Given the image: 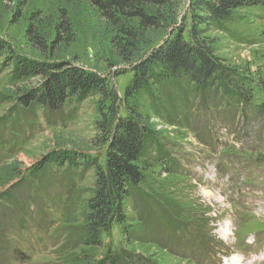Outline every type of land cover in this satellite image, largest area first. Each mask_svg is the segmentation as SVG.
Returning <instances> with one entry per match:
<instances>
[{"label": "rangeland", "instance_id": "obj_1", "mask_svg": "<svg viewBox=\"0 0 264 264\" xmlns=\"http://www.w3.org/2000/svg\"><path fill=\"white\" fill-rule=\"evenodd\" d=\"M188 5L147 7L160 21L147 27L136 16L115 26L90 0H0V264H107L113 255L119 264H264V116L256 111L264 101L263 6L239 9L209 33L224 67L212 86L179 78L127 101L154 142L138 160L146 169L124 202V232L113 224L98 246L86 244L94 169L82 168L94 158L105 164L98 98L70 97L55 111L26 105L21 95L40 78L12 75L17 58L66 61L98 72L122 97L132 64L170 26L189 23Z\"/></svg>", "mask_w": 264, "mask_h": 264}, {"label": "trees", "instance_id": "obj_2", "mask_svg": "<svg viewBox=\"0 0 264 264\" xmlns=\"http://www.w3.org/2000/svg\"><path fill=\"white\" fill-rule=\"evenodd\" d=\"M90 1L115 26L125 16H136L148 27L159 25L160 21L147 11V7L163 5L167 0ZM255 5L264 7V0H189V23L170 26L162 41L132 64V76L122 97L101 74L74 63L22 58L14 61V80L40 78L34 87L26 89L21 95L23 104L33 103L42 109L55 111L70 97L98 98L101 118L96 126L102 137V145L107 146L104 165L101 166L96 158L82 164V168L93 167L95 177L92 195L86 200L89 233L86 244L100 245L102 233H108L113 224L119 225L124 232V202L129 196V188L142 181L146 161L138 160L144 157L143 152L154 142V134L147 128L145 117L127 101L135 99L139 92L147 91L149 86L179 78H186L199 88L212 86L224 67L215 56L216 49L209 33L223 30L226 24L235 19L234 15L239 9ZM59 27L68 37L71 36L69 22L61 20ZM119 30L132 36L130 29L122 24ZM262 33L264 35V29ZM28 35L35 45L44 48L43 39L32 29L28 30ZM6 49L7 43L0 39V56ZM234 82L241 86L239 81ZM240 95L245 99L247 93L243 91ZM118 102L119 106L121 103L128 106L127 115L119 114ZM256 111L264 116V101L256 107ZM52 157L59 163L67 159L69 163L76 164V159L69 155L54 154ZM107 262L119 264L114 255L108 256Z\"/></svg>", "mask_w": 264, "mask_h": 264}]
</instances>
